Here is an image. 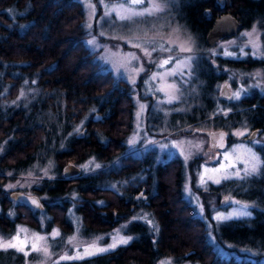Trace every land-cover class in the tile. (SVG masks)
Listing matches in <instances>:
<instances>
[{"label": "rangeland", "instance_id": "1", "mask_svg": "<svg viewBox=\"0 0 264 264\" xmlns=\"http://www.w3.org/2000/svg\"><path fill=\"white\" fill-rule=\"evenodd\" d=\"M79 1L84 13L82 25L85 44L89 50L96 52L95 59L101 69L109 70L114 77L125 82L132 98L131 128L124 138L125 151L140 156L151 155L152 164L169 157H179L183 167L181 195L193 208V214L204 222L207 241L215 253L218 256L248 258L253 263L257 261L264 264V251L261 248L237 245L225 239L218 241L212 233V229L215 230L217 225L228 221L229 218L250 216L251 207L261 209L258 202L237 194L239 189H242L240 184L249 177L253 166L245 149L250 145L242 141L231 142L219 151L218 165L203 161L194 173H190L191 170L186 164L194 154L209 158L210 149L206 146L210 140L207 136H210L212 131H203L214 128L213 115L225 114L228 111L221 108L214 98L213 105L204 111L203 117L192 116L195 111H199L200 104L206 103L202 98L208 93L200 81L198 85L194 84V63L200 59V52L206 53L204 50L208 49L213 56L240 57L248 53L249 56L264 61L260 27L256 22L247 23L235 35L219 40L211 48H205L179 18L178 15L183 14L177 5L180 0H155L160 11L151 15L146 13L131 16L130 19L122 17H128L130 11L142 12L151 8L152 0H144V3L135 5L131 4V0ZM261 64L248 69L229 67L225 70L230 90L227 103L237 101L240 96L255 90V87L264 89V62ZM9 86V81L0 80V96L7 93ZM236 93H239L238 98ZM41 100L42 96L33 82L22 78L16 94L10 98L4 97L0 109L9 115L16 108L27 113L25 109L28 107L29 112L33 113L36 109L33 104ZM197 100L200 103H196ZM61 106L62 103L60 109ZM202 111L199 114H202ZM45 115L48 119L45 122L46 135L31 160L17 169L0 167V172L5 175L4 181L0 183L3 191L34 193L32 186H38L41 178L52 177L57 167L55 153L67 148L70 137L84 130V117L72 122L64 112L58 115L49 110ZM198 127H201V132L195 129ZM227 129L231 133L230 139L236 140L242 138V135L237 133L247 132L243 122ZM9 140H13L10 134L0 139V154L6 149ZM214 144L220 149L215 140ZM118 157L105 162L96 158V155H90L76 163L81 168V175L103 169V177L93 182L94 185L108 186L121 192L125 181L144 177V171L140 169L127 179L111 178L106 171L109 167L119 165ZM246 170L249 172L247 175ZM217 180L220 182L216 183ZM212 185H218V189L211 193L208 189L213 187ZM38 196L40 199L45 197L43 194ZM81 197L75 186H72L51 201L63 205L67 230L50 222L52 215L47 208L36 209L33 205L31 208L37 223L35 228L15 221L8 231L0 229V244L11 241L19 246L0 247V264H71L72 261L94 255H86V249L97 254L101 252H96V249H111L109 246L120 238L130 242L133 237L131 234L138 230L137 226L133 227L132 231L128 230V225L131 226L133 220L145 227L147 233L156 230L153 216L140 203L116 226L86 231L80 214L76 211V200ZM222 197L225 198L224 201H221ZM142 199L140 195L138 200ZM97 203H102V198H99ZM241 212H248L250 215H232ZM218 216L228 218L221 220ZM20 247L23 251L19 250ZM162 262L175 264L170 257H158L153 264Z\"/></svg>", "mask_w": 264, "mask_h": 264}, {"label": "trees", "instance_id": "2", "mask_svg": "<svg viewBox=\"0 0 264 264\" xmlns=\"http://www.w3.org/2000/svg\"><path fill=\"white\" fill-rule=\"evenodd\" d=\"M214 4L211 0L177 3L183 13L179 18L200 42L213 17L223 10L233 13L243 26L256 22L264 41V0H225L223 10ZM207 7L210 13L205 11ZM83 18L79 0H0V80L10 82L7 93L0 96V105L4 97L16 94L22 78L32 81L42 96L33 104V113L28 107L27 113L16 108L9 115L0 109V139L8 134L13 138L0 154V167L17 169L31 160L46 135L47 111L64 112L72 122L84 117L82 134L70 137L67 148L55 153L57 167L52 177L41 178L38 186L31 187L45 196L41 200L52 215L50 222L67 230L63 205L51 201L75 186L82 196L76 200V211L86 231L116 226L140 203L153 216L156 230L147 233L145 227L133 222L128 230L135 226L138 230L133 231L130 242L71 264H153L158 257H170L175 264H258L256 259L253 263L248 258L215 253L207 241L204 222L181 195L182 170L177 157L152 166L145 158L122 154L119 165L109 167L106 173L111 178L127 179L142 169L144 177L128 179L121 192L94 185L103 177V169L62 177L59 171L65 162L76 163L90 155L106 162L121 153L131 128L130 93L122 79L100 68L96 52L85 44ZM4 179L0 172V183ZM140 195L143 199L139 201ZM99 198L102 203H97ZM15 221L37 226L32 208L14 201L0 188V229L8 231ZM214 235L264 251V215L255 210L247 219L228 220Z\"/></svg>", "mask_w": 264, "mask_h": 264}, {"label": "flooded vegetation", "instance_id": "3", "mask_svg": "<svg viewBox=\"0 0 264 264\" xmlns=\"http://www.w3.org/2000/svg\"><path fill=\"white\" fill-rule=\"evenodd\" d=\"M200 52V59L194 63L192 72L194 71V75L192 77L194 84L198 85L199 81L206 93V98L203 96L202 99H207V102H214V97L219 88H222L228 84L225 71L229 67L236 69H248L254 63L264 62L261 58H254L249 56L248 54L240 56V57H232V56H218L212 55L210 50H204ZM199 53V51H198ZM213 58V59H212ZM196 76H199L198 78ZM195 85V87H196ZM229 87V84H228ZM256 89L251 92L252 97H247L248 94L242 95L239 97L237 101L233 103H227L228 98H222L220 95L217 96L216 99H219L224 104H221V108H226L228 111L223 114L219 113L217 115H213L214 128L206 129L212 131L210 136L207 138L210 140L209 144H207L206 148L211 149V162L215 163L216 157L219 155V151L227 146L229 143V137H231V133L227 131V128L239 125L243 122L244 126L247 127V132L242 133V138H237L238 140H234L239 142H245L250 145V147H245L248 151L249 162L252 164L255 163L256 171L250 172L249 177L242 181L240 186L242 189L240 190V195L248 198L249 200H254L261 205V209H258L260 213H264V89L260 90L259 87H255ZM258 88V89H257ZM195 93V92H194ZM194 93H192V97L194 98ZM196 103H200L198 100ZM201 105V104H200ZM206 107L207 103H206ZM201 110L204 107L200 108ZM195 109H193L194 111ZM230 119L237 120L235 123L231 124ZM229 125V127H228ZM218 127V128H216ZM201 129V128H196ZM218 129L223 130L224 133V144L223 147L217 149L214 145V139L218 132ZM202 130V129H201ZM241 143V142H240ZM216 156L214 157V155ZM253 154L257 158L253 161ZM112 249H109L104 252H108Z\"/></svg>", "mask_w": 264, "mask_h": 264}, {"label": "water", "instance_id": "4", "mask_svg": "<svg viewBox=\"0 0 264 264\" xmlns=\"http://www.w3.org/2000/svg\"><path fill=\"white\" fill-rule=\"evenodd\" d=\"M241 23L236 19V17L228 12H223L219 16L215 17L211 23L209 29L205 34V40L208 44H214L220 36L229 35L234 33ZM222 94L227 95V89L224 86L222 88ZM61 173L63 176H73L79 173V167L73 162L65 163L61 168ZM10 196L16 199H20L31 203L36 207H42V203L35 194H26L18 190L10 192Z\"/></svg>", "mask_w": 264, "mask_h": 264}, {"label": "snow or ice", "instance_id": "5", "mask_svg": "<svg viewBox=\"0 0 264 264\" xmlns=\"http://www.w3.org/2000/svg\"><path fill=\"white\" fill-rule=\"evenodd\" d=\"M144 3V0H131V4L135 5V4H142ZM161 9L159 8V6L155 3V0H152V7L151 8H146L144 9L142 12H135V11H130V15L128 17H122V18H128L130 19L131 16H139V15H144V14H153L156 11H160ZM137 47H139V45H137ZM164 63H168V61H164ZM237 96V98L239 97V93L235 94ZM175 98V97H173ZM171 102V101H169ZM238 135H242V133H237ZM253 161H255L257 158L255 157V155L253 154L252 156ZM256 171V165L255 163L253 164L252 168H251V172H255ZM245 174H249L248 170H246ZM237 175H239V173H237ZM227 178V177H225ZM220 181L217 180L216 183H219ZM232 215H250V213L248 212H241V213H233ZM218 219H227L228 217H224V216H218ZM130 239V238H129ZM128 242L127 239L124 238H120L119 240H116L112 245H110V248H115L117 246V244H126ZM22 243V242H21ZM0 247H4V248H8V247H19L17 244L12 243L11 241L9 242H5L3 244H0ZM35 248V246H33ZM90 247H94V246H90ZM19 250L23 251V248L20 247ZM39 250V249H37ZM103 251H107V249H103V248H98L96 249V252H103ZM85 254L86 255H92L95 254L93 252L88 251L87 249L85 250ZM162 264H164V262H162Z\"/></svg>", "mask_w": 264, "mask_h": 264}]
</instances>
